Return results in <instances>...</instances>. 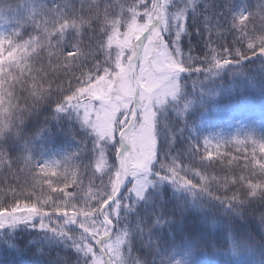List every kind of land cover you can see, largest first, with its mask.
<instances>
[{
    "label": "trees",
    "instance_id": "obj_1",
    "mask_svg": "<svg viewBox=\"0 0 264 264\" xmlns=\"http://www.w3.org/2000/svg\"><path fill=\"white\" fill-rule=\"evenodd\" d=\"M145 2L151 7L154 0ZM167 2L161 13L171 15L177 8L185 12L186 30L180 36L179 46L184 57L196 58V67L202 66L201 60L209 48L219 53L225 49H240L249 58L215 70L212 74L185 72L178 77L185 93L182 103L178 102L180 105L177 106L176 103L170 104L161 118H165L167 123L162 124L160 120L156 125L155 160L168 162L169 167L175 163L187 170L186 173L182 171L181 175L186 179L190 176L191 182L198 187L201 178H205L210 195L218 199L198 189L180 187L167 181L166 184L158 182L159 162L152 163L148 171H153V189L139 209H130L120 218L129 234L126 264H133L132 259H136L137 264H264V195L250 196L240 184L231 183L242 176L252 177L246 183H259L257 163H264V156L259 150L260 143H264V55L258 54L259 48L256 55L247 49L251 37L241 41L243 33L231 29V20L232 16L241 13L251 15L248 31L259 36V30L264 28V0ZM139 3L140 0H0V37H9L16 45L31 41L30 47L22 49V53H28L24 67L31 69V74L29 76L26 72L25 79L13 90L15 98L12 104L15 107L10 109V117L0 123V210H11L16 205L22 209L38 200L47 201L42 210L51 213L52 218L45 217L43 223L51 228L60 225V221L63 223V219L55 215L63 197L53 189L67 188L65 191L71 192L74 187L66 185H71L74 179L78 188L88 185L91 174L89 172L85 176L84 173L85 165H88L86 159L91 152L80 151L75 160H68L59 151L47 149L38 136L50 115H54L52 110L56 109L57 103L71 95L67 91L69 88L81 94L90 85L78 87L80 84L75 77L94 75V65H103L109 58L115 63L111 76H119L126 58L121 52L115 60V47L126 48V36L133 25H127L123 37L118 32L122 33L123 27L113 33L110 37L113 47L109 49L107 37L112 29L107 28L106 34L101 33L104 11L105 8L109 9V21L123 17L128 22L133 8L137 12H144L142 6L137 7ZM57 7L63 16L55 11ZM65 8L67 11H64ZM98 14L100 20H95ZM205 17H208L206 22L211 25L207 31ZM145 19L139 17L137 21L143 23ZM80 21H83V25L79 32L70 28L63 37L50 35L62 23L79 24ZM163 24L162 20V27ZM162 35L164 42L170 44L175 38V31H165ZM58 44L61 47H56ZM77 44L90 55L69 70L64 67L59 54L70 51ZM168 49L172 51L171 47ZM170 65L174 66V72L182 70L178 65ZM16 74L19 75L18 72ZM100 74H103L102 68ZM104 78L100 76L95 82L98 81L100 86ZM215 79V90L207 102L203 90L199 92L196 89L199 83L208 84ZM34 88L37 95H33ZM194 94L198 96L193 98ZM197 100H201L202 106L207 108L206 113L211 111L212 106L213 109L223 107L222 118L227 123L226 129L221 130L219 138L212 144V154L206 162L193 157V147L185 131L188 124L196 121L193 104ZM233 113L236 114L232 118ZM65 125L53 124L55 137H58L56 147L61 146L62 151L69 148L63 133L72 129L68 130V123ZM148 163L146 160L145 165ZM171 190L187 192L188 205L192 208L185 212V217L181 212L183 204L176 200ZM234 194L243 202H229ZM66 202L70 206L63 208L73 214L74 201ZM40 222L37 218L28 226L38 227L36 224ZM60 226L64 231L82 235L74 227ZM22 236L19 240L13 239L17 245L15 250L5 247L4 250L0 243V251L4 250L0 252V264H57L52 259L58 253L56 246L42 248L43 237H37L35 232L26 231ZM29 238L32 243L21 248V244ZM64 259L69 264H78L82 257L64 254Z\"/></svg>",
    "mask_w": 264,
    "mask_h": 264
},
{
    "label": "snow or ice",
    "instance_id": "obj_2",
    "mask_svg": "<svg viewBox=\"0 0 264 264\" xmlns=\"http://www.w3.org/2000/svg\"><path fill=\"white\" fill-rule=\"evenodd\" d=\"M142 6L145 11L137 12L135 8L131 10L130 20L125 22L123 17L119 20L109 21L108 13L109 9L105 8L104 11V25L101 27V33L106 34L107 28L112 29L111 35H108L107 47L111 49L113 44L110 43V37L113 33L117 32L119 28L123 27L124 31L121 33V37L124 36V33L127 31L128 24H134L139 27L147 26V31L142 33H136L140 35L139 40L134 39V35H132V45L130 48H117L116 58L120 56L121 52L123 53L124 58H127L130 55L135 54L133 57L134 61H142V64H135L137 68V72L140 74L137 80V84H143V88L140 89V94L142 98H146L147 91L151 88V84L154 81V78L157 76H167L169 80L178 81V77L185 72H206L212 74L215 70H219L225 68L232 64H239L243 60L249 58L244 51L240 49H225L223 53L216 52L214 49L209 48L204 55V59L202 61L201 67H196L194 60L196 58L184 57L179 46V39L183 32H185V12L184 10L177 8V11L172 12L171 15H167L165 13H161L159 10L166 7V5L161 3V0H154L149 7L148 3L145 0H140L139 5L137 7ZM208 5H206L207 7ZM99 5H97V8ZM56 12H60L61 16H63V12H61L60 8L57 7L55 9ZM64 11H67L65 8ZM139 17L146 18L143 23H138L137 19ZM55 19V17H53ZM95 20H100V15L98 14L95 17ZM164 21L163 27L161 26V21ZM208 17H205V25H208V28L205 29L210 30L211 25H209L206 21ZM252 20V16H245L242 13L239 15L232 16L231 20V29L233 31H239L243 33L240 37L241 41L248 40L251 37L250 42L247 43L246 47L249 51H251L254 55H256V49L259 48L260 55H264V28H261L259 31L261 34L259 36L254 35V33H250L248 31L249 22ZM91 23V22H90ZM83 25V21L80 23L73 22L71 24L62 23L59 28L56 29L55 32L50 35H60L63 37L67 34L68 29H75L79 32L80 27ZM218 27V26H217ZM165 31H175V38L172 39L170 44H166L165 37L162 35ZM5 42L7 46H5ZM31 41L27 42L25 45H16L12 39L9 37H0V123H4L5 120L10 117L11 112L10 109L15 107L11 103V100L15 98L14 89L17 85H20L22 81L25 79V73L27 72L30 76L31 69H27L24 67V61L28 58V53H22V49L25 47H30ZM56 47H61L58 44ZM171 47L172 51H168V56L165 57L163 61H159L157 57V53L161 52L163 49H167ZM151 54V55H150ZM60 57L62 58L64 67L69 70L73 69L74 65H80L84 59L87 58L90 53L82 50L80 45H74L70 51L66 53L64 51L60 52ZM149 59H145L149 57ZM153 62H158L161 69L167 68L170 64L178 65L181 71L178 72H166L159 71L153 68ZM106 65V66H105ZM102 68V73H101ZM115 68V63L113 64L111 58L106 59L103 62V65H94V75L85 74L82 78L75 77L79 81L80 86L85 87L88 84L94 83L95 79L104 76L108 79H111L112 71ZM89 71H93L90 69ZM19 73L17 75L16 73ZM34 79V78H33ZM178 83V82H177ZM179 89L180 85L178 84ZM67 91L71 92V95L68 99L60 100L56 105L57 112H63L67 108H72L73 110H81L86 109L88 106L91 107L93 111L97 110V107L93 105V101H91L86 95H81L77 92V90H72L69 88ZM113 91H119L118 82L113 81ZM180 91V90H179ZM178 91V92H179ZM36 89H33V95H37ZM156 109V108H155ZM155 113V116L152 117L150 113L145 109L143 120L141 119V113L137 111L135 113L134 119L131 124L128 123V120L125 119L124 124H120L121 116H125V113L121 112L116 117V123L113 124V130L111 132L110 137L101 138L94 131L95 135L94 140V148L98 150V155H95L94 160L85 165V173L87 176L89 172H91L90 179L93 181L91 186L96 189L92 195L95 197L94 202L91 206L86 207L84 209L75 208V211L72 215L68 213H61L59 211L55 212L57 217H63L64 224H77L82 229V235L79 240L75 239L73 236L68 235L66 231L62 228H51L48 225L43 223V219L45 217L51 219L52 214L43 211L42 208L47 201L38 200L33 203L31 206L25 205L22 209L20 205H16L11 208V210H0V228L5 226L12 227L19 224L32 223L37 218L40 219V228H47L48 231H56L60 235L68 236V238L73 240V247L82 253L86 260H83L81 264H101L100 260H97L96 256L93 254L94 246H89L92 243V240L96 241V245H103L100 248V252L104 253L108 251L107 245L110 235L108 236H100L101 227H103L105 232H108V226L104 225L103 217L105 213L108 215V219L113 215V209L117 207L116 197L121 188V184L119 186V190L115 192L113 196V185L111 184V179L109 174H118L122 171L121 165L127 167L129 161H135L137 165L144 164V161L147 160L149 163L145 165L147 168V172L149 170V166L154 161L155 155V136H154V125H155V117L156 111L152 110ZM140 125V130L137 132L136 125ZM127 125V127H125ZM6 126V123H5ZM91 128V123L88 125ZM119 137L118 143H116V137ZM137 136H143L145 138L144 143H140L137 140ZM150 137V140H149ZM115 143V155L118 165H109L106 156V146L107 144ZM259 150L262 156H264V143H260ZM195 151V149H193ZM139 154V155H138ZM143 157V158H141ZM255 158V157H254ZM39 166V165H37ZM166 176H161L160 179H166L169 183H173L174 185L189 188V189H198L200 192L207 193L210 195V190L208 188L207 183H205V178H201L200 186L198 187L196 184L191 182V177L185 178L184 175H181V172H185L187 170L181 169L175 163L171 165V167H165ZM257 167L259 169L257 178L260 180L259 183H246L247 180L252 179V177H240L239 180H232L231 183L233 185L240 184L244 189H246L250 196L256 195H264V163L258 162ZM99 174V175H97ZM196 175H199L196 173ZM108 178V184L104 188L103 192L99 190V184L104 183L105 179ZM95 180H99V184L94 183ZM76 180L74 179L71 185H66V187H76ZM53 191H59L65 193L66 200H72L74 197L70 196L65 189H53ZM109 196H112V199L107 203L105 208L99 209L97 207L98 203H102L105 199H108ZM213 199H218V197L210 195ZM234 203L243 202L242 198H238L235 194L233 195L231 201ZM112 204V209L109 210V204ZM19 210V211H18ZM102 218V219H101ZM99 225V227H97ZM94 229V230H93ZM112 232V228H111ZM110 232V233H111ZM109 233V234H110ZM99 235V239L97 236ZM103 264H108V261H104Z\"/></svg>",
    "mask_w": 264,
    "mask_h": 264
},
{
    "label": "rangeland",
    "instance_id": "obj_3",
    "mask_svg": "<svg viewBox=\"0 0 264 264\" xmlns=\"http://www.w3.org/2000/svg\"><path fill=\"white\" fill-rule=\"evenodd\" d=\"M161 3L164 5H167V0H161ZM163 8L161 9V11ZM140 11H143L140 9ZM145 11V9H144ZM140 21V20H139ZM139 21H137L139 23ZM133 27H130L131 32L126 36V43L124 46L126 48H130L132 45L131 38L132 35H134L135 40L140 39V35L136 33H142L144 31H147V27H139L134 24ZM129 41L131 42L129 44ZM169 49H163L161 52L157 53V57L159 61H162V59L168 56ZM151 55V54H150ZM132 56V58H131ZM135 54L130 55L126 58V63L120 67L119 70V76H111V79L104 78L102 80V84L99 86L98 81H94V83H91L87 88H85L84 92L81 93V95H86L91 101H93V105L97 107V110L93 111L90 106H88L86 109L81 110H73L72 108H67L63 112H57L55 109L52 110L54 112V115H50V118L47 122V125H45L38 138L40 141L46 145L47 149L51 150H57L59 153L67 157L68 160H75V156L79 155V152L82 153H88L91 152L90 156L86 159L88 161V164L91 163L94 160L95 155H98V150L94 148V140L95 135L92 131H94L97 135H99L101 138L103 137H110L111 132L113 130V124H115L116 117L119 115V113L123 112L125 113V116H121L119 123L124 124L125 119L128 120V123L130 120L133 121L135 113L139 111L141 113V119L143 120V115L145 109L148 113L151 114L152 117L155 116V113L152 111L153 108L156 111V117H155V125H154V136H155V128L158 122L161 120L162 124H166L167 120L161 119L165 114L166 111L170 108V104L176 103L180 105L179 103H182V96L185 93V89L178 84H180L179 79L178 81L175 80H169L167 76H157L154 78L153 83L151 84V88L147 91L146 98H142L140 94V89L143 88V84L138 85L137 80L139 77V73L137 72L136 68V77L133 74L134 69V59L133 57ZM149 57H146L145 59H149ZM142 61H136V64H142ZM153 68L159 71H166V72H174V66L168 65L167 68L161 69L158 62H153ZM113 81L118 82L119 91H113ZM178 82V83H177ZM216 87V79L209 81L202 84H198V89L196 91L201 92L203 90V93L205 95V98H207V102L210 100V94L213 93ZM180 90V91H179ZM179 91V92H178ZM136 95V103L134 101V97ZM198 94H194L193 98H196ZM179 102V103H178ZM194 107V115L196 118V121L191 122L187 125L186 128V136L190 142V146L195 149L191 150V153L193 154V157H196L200 160V162H206L210 159L212 154V144L215 142L216 139L219 138V134L221 133V130L226 129L227 123H224V119L222 118L224 116V108L219 106L216 109H212L210 112H207V108L202 106V101L197 100L193 104ZM156 108V109H155ZM236 113H233L231 116H235ZM231 115V113H230ZM131 121V123H132ZM68 123V130H71L63 133L65 136L66 142H68L66 147V144L64 142V139H62V144L66 148L62 151V147L59 146L56 147V138L55 132L53 128V124H66ZM89 123H91V128L88 126ZM130 123V124H131ZM61 126V125H60ZM127 125H125L126 127ZM234 126V123H233ZM66 129V125H65ZM67 130V129H66ZM136 130L139 132L140 125H136ZM137 140L140 143L145 142V138L143 136H137ZM150 140V137H149ZM119 137H116V143H118ZM115 143L107 144L105 156L109 163V165H118V162L116 160L115 155ZM156 150V149H155ZM139 155V154H138ZM143 158V157H141ZM159 161L155 160L154 155V163H158ZM145 165H137L135 161H129V166L125 167L124 165H121L122 171L118 174H109L110 177H113L111 179V184L113 185L114 191L113 196L115 195V192L119 190V186L123 183L126 171L128 170V176H127V183L126 187L123 190V193L121 194L122 198L116 200L117 207L113 209V215L110 217L112 221L115 224V227L113 229V232L110 235V238L108 240L107 249L108 251L101 253L100 248L103 245H96V241L92 240V243L89 245L94 246L93 254L96 256L97 260L101 261V264L105 261L104 254L109 258V264H126L127 257L129 255V234L126 231V226L123 222H120V218H122V213L128 211V210H134L139 209L138 207L142 204L143 200H146V197L151 192V189H153L154 183L152 182V175L153 171H145V168H143ZM161 165H164L165 167L168 166L167 163H161L159 162V170L160 173L157 175V180L160 183L166 184V179H160L161 176H166L167 173L165 172L164 168L161 167ZM155 171V170H154ZM91 174V172H90ZM99 175V174H97ZM91 177V176H90ZM108 178L105 179L104 183L99 184V180H95L94 183L99 184V190L101 193L103 192L104 188L108 184ZM168 182V181H167ZM93 181L90 179V182L88 185H84L81 188H78L77 186L73 188L71 192H67L70 196H73L74 198L70 201H74L75 208L84 209L86 207L91 206V204L94 202L95 197L92 195L96 191L95 188L91 186ZM122 186V185H121ZM57 189H61L57 188ZM67 189V188H63ZM171 192L174 194L177 201H180L183 206L181 205V212H183V216L187 215L185 212H188L192 207L191 205H188L189 198L187 196V192L180 191V190H171ZM61 193V198L65 200H61L59 202V205L57 208V211L61 213H68L69 215H72L71 212H68V209H64L63 206H70L68 202L69 200L65 199V193ZM109 196L108 198H110ZM108 199H105L102 203H98L97 207L99 209L105 208L103 206ZM88 203V205H87ZM113 206L111 205V208ZM61 208V209H59ZM75 208L73 207V210L75 211ZM110 208V207H108ZM111 210V209H109ZM19 211V210H18ZM181 216V219L182 217ZM60 218L63 219L61 216ZM108 218L107 213H105L103 217L104 219ZM102 219V218H101ZM60 225H68L71 227H74L78 229L82 233V229L77 224H64L61 221L59 222ZM28 223L25 224H19L16 226L8 227L5 226L3 228H0V243L3 245V249H17V245L14 243V238L20 239L23 238L22 234L26 231L32 233L35 232L37 237H43V247L45 249H48L50 246L54 245L58 248V253L52 258L57 264H69L66 259H64V254L72 255V256H78L82 257V260H86L87 258L82 255L79 251H77L73 247V240L68 238V236L60 235L56 231H48L47 228L41 229L40 223L36 224L38 227H29ZM32 225V223H30ZM60 225H55L53 229L59 227ZM76 225V227H75ZM105 225V224H104ZM99 227V225H97ZM161 227V225H159ZM94 230V229H93ZM110 228L108 227V232H105L103 227H101L100 230V236H103L107 233H109ZM68 235L73 236L75 239L79 240L81 238V235L78 233H70L69 230H66ZM97 239H99V235L97 236ZM32 243V239L29 238L25 243L21 244V248L27 247ZM5 247V248H4ZM4 250H1L0 252L3 253ZM134 262L133 264H137L136 259H132ZM8 262V261H7ZM6 262V263H7ZM79 262L78 264H81ZM10 264V263H8ZM27 264H38L37 262H28ZM74 264V263H70Z\"/></svg>",
    "mask_w": 264,
    "mask_h": 264
},
{
    "label": "water",
    "instance_id": "obj_4",
    "mask_svg": "<svg viewBox=\"0 0 264 264\" xmlns=\"http://www.w3.org/2000/svg\"><path fill=\"white\" fill-rule=\"evenodd\" d=\"M134 75H136V71H135V67H134ZM135 102H136V96H135ZM131 123V122H130ZM125 180H126V178H125ZM124 186H125V183L122 185V187L120 188V190H119V192H118V194H117V197L122 193V191H123V189H124ZM116 197V198H117ZM106 206V205H105ZM107 225H109L112 229L114 228L113 227V225L109 222V221H107V222H105Z\"/></svg>",
    "mask_w": 264,
    "mask_h": 264
},
{
    "label": "clouds",
    "instance_id": "obj_5",
    "mask_svg": "<svg viewBox=\"0 0 264 264\" xmlns=\"http://www.w3.org/2000/svg\"><path fill=\"white\" fill-rule=\"evenodd\" d=\"M13 100H14V99L11 100V103H12Z\"/></svg>",
    "mask_w": 264,
    "mask_h": 264
}]
</instances>
